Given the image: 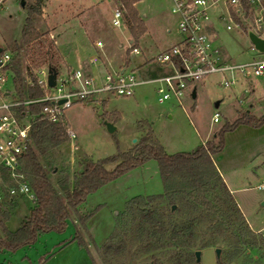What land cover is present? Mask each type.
Masks as SVG:
<instances>
[{
	"label": "rangeland",
	"instance_id": "rangeland-1",
	"mask_svg": "<svg viewBox=\"0 0 264 264\" xmlns=\"http://www.w3.org/2000/svg\"><path fill=\"white\" fill-rule=\"evenodd\" d=\"M20 1L0 0V46L9 54L15 44L20 43V32L26 17L28 0H23V8ZM171 6L170 0H142L135 4L146 31L135 44L139 54L130 55V35L121 0H45L41 14L34 17V26L42 35L41 39L30 48L22 49L25 84L30 81L28 70L36 78L40 70L48 67L46 58L57 68L60 76L72 68L86 67L88 59L93 56L100 58L98 68L93 70L99 74L125 66L127 72L133 70L141 75L146 68L150 77L171 73V68L166 69L150 59L156 52L171 47L180 36ZM117 8L123 15L121 28L111 24L112 12ZM244 24L249 25L248 21L241 22V26ZM213 25L217 37L212 42L230 62L243 63L264 58L253 49L244 29L242 32L232 25L231 30H226V21H214ZM58 33H61L59 39L56 38ZM98 41L102 43L100 48L96 47ZM146 61L148 63L143 65ZM220 81V75H210L198 81L194 98L191 85L183 93L180 104L173 98L159 102L157 83L138 86L132 97L102 93L87 101L73 103L65 111L63 122H67L66 129H71L74 137L70 140L67 135V142L55 151L60 158L56 169L67 166L72 176L80 169L84 159L98 162L128 153L148 131L167 154L189 153L201 144L213 141L225 123H232L245 111L256 118L264 116V75L240 79L231 88L220 86ZM6 87H12L10 76ZM245 90L248 92L245 93ZM54 92V89L47 90L49 94ZM102 99L105 100L103 105ZM240 100L243 103L240 104ZM216 101H220L217 108L214 107ZM214 113L219 114L218 122L212 121ZM104 120L115 123L114 133L106 131ZM213 163L228 189L232 190L231 194L249 227L264 236V189H256L264 181V130L240 125L227 132L223 150L213 157ZM114 166L115 163L108 164L106 169L112 170ZM163 193L158 164L149 160L87 196L78 211L81 214L93 212L86 227L94 244L101 247L115 230L117 218L124 211L127 201L137 196ZM180 199V195L176 194L174 220H179L183 213H190V209L183 208ZM169 206L168 200H162L152 207L168 213ZM0 207V220L8 230L15 231L29 215L33 203L26 198H16L12 204L0 203ZM179 209L182 213L177 212ZM4 213L9 216L7 220L3 219ZM206 226V223L198 226L194 241V249L201 251L200 264H219L215 247L221 248L223 264H242L241 259L227 260L228 248L224 244L203 248V243L211 235ZM84 238L88 242L86 236ZM91 250L95 264H102L98 253ZM248 255L250 264H264V246L260 253L251 251ZM149 262L145 255H129L122 263L119 259L114 264Z\"/></svg>",
	"mask_w": 264,
	"mask_h": 264
},
{
	"label": "trees",
	"instance_id": "trees-1",
	"mask_svg": "<svg viewBox=\"0 0 264 264\" xmlns=\"http://www.w3.org/2000/svg\"><path fill=\"white\" fill-rule=\"evenodd\" d=\"M44 1L28 0L20 43L15 44L5 67L19 100L46 94V90L36 85L31 70H28L30 81L26 85L22 70L23 47L30 48L42 36L35 29L34 17L41 14ZM140 1L121 0L126 11L125 23L134 47L146 31L134 7ZM231 15L240 24L233 11ZM46 63L57 70L47 58ZM43 105L39 103L28 107L29 113L35 116L30 130L31 142L19 158V171L33 191L35 201L29 215L15 231L8 230L0 220V252H15L30 246L40 236L50 232L63 233L69 222H73V240L91 256V249L96 251L102 264H114L119 259L122 263L129 255H145L152 264H195L194 252L197 250L194 249V241L201 223L207 224L206 230L211 234L203 243V248L224 244L228 248L227 260L241 259L242 264H250L248 252L260 253L264 246V236L249 227L217 171L213 157L223 150L224 135L227 132L240 125L260 128L264 126V116L256 118L245 111L232 123H225L213 141H207L189 153L167 154L148 131L130 152L98 162L84 159L80 169L71 176L67 166L56 169L60 158L55 151L68 140L66 123L49 122L40 115ZM149 160H155L158 164L164 193L137 196L127 201L124 211L117 218L115 230L101 247H97L86 227L93 212L81 214L78 207L90 194ZM112 163H115L114 168L107 170L106 166ZM176 194L180 195L183 208L190 209V213H183L179 220H174L171 211V207L176 204ZM162 200L170 203L168 213L152 207ZM179 211L182 213V209ZM8 217L7 213L3 214V219L7 220ZM224 262V259L219 260V264Z\"/></svg>",
	"mask_w": 264,
	"mask_h": 264
},
{
	"label": "built area",
	"instance_id": "built-area-1",
	"mask_svg": "<svg viewBox=\"0 0 264 264\" xmlns=\"http://www.w3.org/2000/svg\"><path fill=\"white\" fill-rule=\"evenodd\" d=\"M170 1L171 13L176 16L181 39L176 45L152 58L157 65L171 68L172 72L168 74L141 79L136 71L127 72L126 66L117 71L99 74L92 68L98 67L100 58L93 56L88 59L84 68H72L63 76L57 71L53 88L47 87V68L40 70L36 75V85L46 90V94L19 100L13 85L10 89L6 87L10 74L5 67L10 60V54L5 50L0 54V203L12 204L16 198H26L32 203L35 201L33 191L19 171V158L31 142L30 130L35 118L28 111L31 105L44 103L40 115L49 122L57 123L64 121V113L73 103L87 101L102 93L132 97L138 86L157 83L159 102L173 98L180 104L183 93L191 85L193 91L198 81L210 75H220L219 85L224 88L235 86L240 79L264 75V58L233 63L212 42V39L217 37L214 21H226V30H231L232 25H236L241 31L244 29L245 34L250 30L264 41V0ZM231 11L235 13L240 24L234 21ZM243 21H248L249 25L241 26ZM111 24L116 28L123 26V15L118 8L112 12ZM129 44V54H139L138 48L132 46L131 42ZM101 46V42H96V47ZM48 89H54L55 92L49 94ZM247 92L245 90V93ZM239 103L243 102L240 100ZM218 120L219 114L214 113L212 121ZM66 134L70 140L74 137L69 128L66 129ZM256 189H264V181L260 182Z\"/></svg>",
	"mask_w": 264,
	"mask_h": 264
},
{
	"label": "crops",
	"instance_id": "crops-1",
	"mask_svg": "<svg viewBox=\"0 0 264 264\" xmlns=\"http://www.w3.org/2000/svg\"><path fill=\"white\" fill-rule=\"evenodd\" d=\"M180 39L181 37L179 36L178 40L173 45H176ZM130 42L131 41H129V43ZM159 52H156V54ZM153 57L150 59L152 60ZM147 61L143 65L147 64ZM97 68H92V70L96 71ZM164 68L167 69L168 67ZM142 71L144 72L143 75L138 72L141 79H151L163 75L160 74L150 77L147 76L150 72H147L146 68H143ZM102 102L103 105L105 100L102 99ZM252 129L261 131L264 130V126ZM230 192L232 193V190H230ZM74 225L75 223L69 222L63 233L50 232L44 234L40 236L34 244L22 247L15 252H0V264H95L93 257L86 251V249L79 247L73 240Z\"/></svg>",
	"mask_w": 264,
	"mask_h": 264
},
{
	"label": "water",
	"instance_id": "water-1",
	"mask_svg": "<svg viewBox=\"0 0 264 264\" xmlns=\"http://www.w3.org/2000/svg\"><path fill=\"white\" fill-rule=\"evenodd\" d=\"M20 6L21 8L24 7V1L21 0L20 1ZM246 36L248 38V40L250 41L251 45L253 46L254 50L258 53H264V41L260 40L258 37H256L254 35L253 32H251L250 30H247L246 32ZM61 37V33H58L56 35V38L59 39ZM4 51L3 47L0 46V54ZM56 77H57V70H55L53 67L48 66L47 67V87L48 88H53L56 84ZM195 97V89L192 91V98ZM61 103V101L59 102ZM220 104V101H216L214 103V107L217 108ZM99 114H102V107H100L99 110ZM103 125L106 129V131L110 134L114 133L116 130V126L114 124V122L112 121H107L104 120ZM175 206L171 207V211L173 212ZM215 253H216V257L217 260H220V254H221V249L220 248H215ZM200 256H201V251L197 250L194 252V259H195V264H200ZM139 264H152V262L149 263H139Z\"/></svg>",
	"mask_w": 264,
	"mask_h": 264
}]
</instances>
